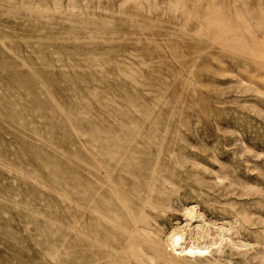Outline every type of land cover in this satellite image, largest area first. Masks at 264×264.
Segmentation results:
<instances>
[{"label":"rangeland","instance_id":"obj_1","mask_svg":"<svg viewBox=\"0 0 264 264\" xmlns=\"http://www.w3.org/2000/svg\"><path fill=\"white\" fill-rule=\"evenodd\" d=\"M143 204L115 264L192 204L198 264H264V0H0V264H108Z\"/></svg>","mask_w":264,"mask_h":264},{"label":"bare ground","instance_id":"obj_2","mask_svg":"<svg viewBox=\"0 0 264 264\" xmlns=\"http://www.w3.org/2000/svg\"><path fill=\"white\" fill-rule=\"evenodd\" d=\"M147 207L150 206L143 204L140 209L131 212L129 218L135 227L136 233L139 229L143 231L147 230L142 233V237H144L143 242L140 243L132 236L133 234L121 237L119 245L117 244L116 247L112 248L107 253L106 258L102 256V260L106 259L108 264H115L116 260L123 259L124 257L130 258L135 255L133 253L134 248H142L141 253L145 255L144 258L146 259L161 256V253L151 244L154 235L157 233L159 222L156 219L159 216L155 215L153 217L149 215L145 211ZM154 209L156 208L153 207ZM147 218L151 219L153 223L145 224L143 221ZM233 236L231 228L218 226L211 220H206L198 209V206L192 204L183 207L181 222H178L167 235L163 254L169 261L176 264L184 262L198 264L202 262L201 259L204 256L222 255V250L225 249L226 245H230V247L234 246ZM144 244L146 248L143 247Z\"/></svg>","mask_w":264,"mask_h":264}]
</instances>
